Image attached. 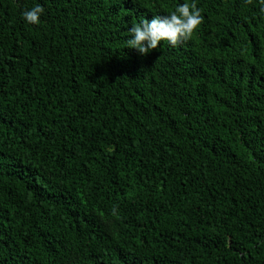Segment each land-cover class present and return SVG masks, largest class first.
Returning <instances> with one entry per match:
<instances>
[{
    "label": "trees",
    "instance_id": "trees-1",
    "mask_svg": "<svg viewBox=\"0 0 264 264\" xmlns=\"http://www.w3.org/2000/svg\"><path fill=\"white\" fill-rule=\"evenodd\" d=\"M185 2L0 0V264H264V0Z\"/></svg>",
    "mask_w": 264,
    "mask_h": 264
},
{
    "label": "clouds",
    "instance_id": "clouds-1",
    "mask_svg": "<svg viewBox=\"0 0 264 264\" xmlns=\"http://www.w3.org/2000/svg\"><path fill=\"white\" fill-rule=\"evenodd\" d=\"M44 12L40 4L22 12L23 20L30 25L39 24ZM203 21L200 9L195 0L179 4L167 15H154L151 19L143 18L130 28L129 48L148 54L156 49L161 42L176 46L188 40Z\"/></svg>",
    "mask_w": 264,
    "mask_h": 264
}]
</instances>
